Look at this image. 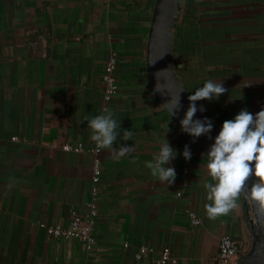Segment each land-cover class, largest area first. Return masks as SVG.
Masks as SVG:
<instances>
[{
	"label": "crops",
	"instance_id": "0c3cea01",
	"mask_svg": "<svg viewBox=\"0 0 264 264\" xmlns=\"http://www.w3.org/2000/svg\"><path fill=\"white\" fill-rule=\"evenodd\" d=\"M154 3L0 0V264H214L223 234L239 241L235 263L251 249L259 229L252 204L242 197L229 215L206 217L207 151L181 131L147 80ZM261 12V0L180 2L174 69L190 95L207 80L223 84L227 91L218 99L196 102L219 128L242 109H264ZM111 51L118 89L105 100ZM105 109L118 132L133 133L127 141L118 135L113 146L134 151L118 160L100 151L98 213L87 245L78 236L53 235L42 223L86 212L94 142L81 119ZM164 138L176 151L165 165L176 172L168 186L146 167ZM78 141L80 151L62 147ZM185 145L189 160L181 155ZM188 209L200 214L201 224L191 222ZM164 247L169 255L161 261Z\"/></svg>",
	"mask_w": 264,
	"mask_h": 264
},
{
	"label": "clouds",
	"instance_id": "9594fccd",
	"mask_svg": "<svg viewBox=\"0 0 264 264\" xmlns=\"http://www.w3.org/2000/svg\"><path fill=\"white\" fill-rule=\"evenodd\" d=\"M226 91L219 80L211 79L196 88L187 97L189 104L179 121L181 131L193 138L209 133L212 124L208 118L194 119L197 111L205 110L203 106L198 107L196 102L218 99ZM164 105L170 117L174 116L181 109L179 93L171 95ZM113 116L112 111L105 109L104 114L92 118L85 116L81 120L87 121L96 152L106 150L112 159L118 160L132 153L134 146L121 145L117 148L113 146L114 142L118 135L121 140H132L133 133L130 130L118 132L120 126ZM213 139L203 165L207 177L203 183L208 201L204 205L206 217L216 220L229 215L238 207L242 197L254 205L258 216H264V109L255 114L240 110L233 119L222 122L220 131ZM181 155L185 160L191 159L188 145L184 146ZM175 156L176 151L164 138L153 160L146 162L156 182L166 186L174 183L175 169L165 165L170 164ZM249 180L252 181L250 187Z\"/></svg>",
	"mask_w": 264,
	"mask_h": 264
},
{
	"label": "water",
	"instance_id": "95a60500",
	"mask_svg": "<svg viewBox=\"0 0 264 264\" xmlns=\"http://www.w3.org/2000/svg\"><path fill=\"white\" fill-rule=\"evenodd\" d=\"M180 2L181 0H155L148 31L145 63L147 80L163 105L171 99V95L175 96L179 93L181 109L173 116L178 122L183 118L188 107L187 97L190 95L178 79L172 61L173 23ZM204 118H208L211 122V131L195 139L208 152L209 146L214 142L213 138L218 134L220 128L204 111H197L194 116V119ZM251 183L252 181L249 180V187ZM252 206L255 211L253 204ZM256 216L259 229L253 233L252 247L242 259L234 264H264V216L257 214Z\"/></svg>",
	"mask_w": 264,
	"mask_h": 264
},
{
	"label": "built area",
	"instance_id": "2783aa9c",
	"mask_svg": "<svg viewBox=\"0 0 264 264\" xmlns=\"http://www.w3.org/2000/svg\"><path fill=\"white\" fill-rule=\"evenodd\" d=\"M261 21L263 25V45H264V0H261ZM116 66V53L111 51L109 56L105 61V70L103 73L104 80V98L105 100L110 99L118 89L117 77L114 73V68ZM83 143L81 141L71 143L64 142L62 147L64 149H71L80 151L83 149ZM94 153V158L92 162V175H91V196L86 202L87 210L85 213H77L72 211L69 218L65 222L55 223L45 225L46 230L53 234L64 238L71 236H78L85 241L87 245H90L93 241V227L95 224L96 216L98 213V206L96 197L99 191V184L101 180V169L102 162L99 153L95 150V144L90 147ZM177 193L180 194V191ZM188 213L191 222L199 225L202 222V217L200 214L193 209H188ZM239 248V241L230 236L229 234H223L219 237L218 241V253L214 259V264H234L236 261L237 250ZM144 247L141 248V251ZM168 248L164 247L160 254V260L164 261L168 257Z\"/></svg>",
	"mask_w": 264,
	"mask_h": 264
}]
</instances>
